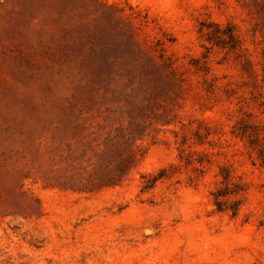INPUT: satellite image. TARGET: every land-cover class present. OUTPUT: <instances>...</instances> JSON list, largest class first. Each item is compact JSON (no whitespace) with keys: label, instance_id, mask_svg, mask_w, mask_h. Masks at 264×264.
<instances>
[{"label":"rangeland","instance_id":"374dc122","mask_svg":"<svg viewBox=\"0 0 264 264\" xmlns=\"http://www.w3.org/2000/svg\"><path fill=\"white\" fill-rule=\"evenodd\" d=\"M58 1L0 0V264H264V0Z\"/></svg>","mask_w":264,"mask_h":264},{"label":"trees","instance_id":"16d2710c","mask_svg":"<svg viewBox=\"0 0 264 264\" xmlns=\"http://www.w3.org/2000/svg\"><path fill=\"white\" fill-rule=\"evenodd\" d=\"M71 2H72V0L58 1V2L54 3L52 11L54 12V14H56L58 17L61 18V15L66 14V12L70 9V8H68L65 10V7L67 4H70ZM215 28L217 30H222V29H220V27L218 25H215ZM227 28L230 29V26H227ZM64 29H65V27H64ZM74 30L76 33H81L83 31L82 29H79V28H75ZM128 42L129 43H127L125 46V51H126V59L129 62V64H131L132 66H135V67L141 66V67H143L142 70H144V71L151 69L153 67L155 68L156 66H159V65H155V63H153L148 57H144L142 55V53H140V51L138 49H136L132 43H130V41H128ZM107 66L108 65L100 63L99 61H97L96 63L91 65L90 73L92 75H94L95 77L100 78L102 75L105 74ZM139 71H141V70H139ZM120 167L124 168V164H122ZM125 173H126V169L123 170V172H121V174L120 173L117 174V175H119L117 178V181H119L125 175ZM116 176H111V177L114 178ZM228 193H230V191L228 190L227 187H225L223 189L216 190V192H214L212 195H214V197H215V203H216L218 209H221L222 207H224V208L230 207V210L234 214L236 212V207L225 205V201L221 199V197H224Z\"/></svg>","mask_w":264,"mask_h":264}]
</instances>
